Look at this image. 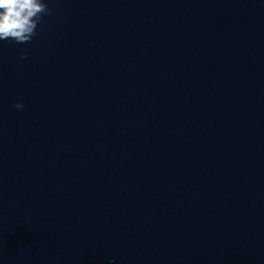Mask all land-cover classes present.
Here are the masks:
<instances>
[{
  "label": "water",
  "instance_id": "95a60500",
  "mask_svg": "<svg viewBox=\"0 0 264 264\" xmlns=\"http://www.w3.org/2000/svg\"><path fill=\"white\" fill-rule=\"evenodd\" d=\"M0 264H75L37 193L1 106Z\"/></svg>",
  "mask_w": 264,
  "mask_h": 264
},
{
  "label": "clouds",
  "instance_id": "9594fccd",
  "mask_svg": "<svg viewBox=\"0 0 264 264\" xmlns=\"http://www.w3.org/2000/svg\"><path fill=\"white\" fill-rule=\"evenodd\" d=\"M51 13L45 0H0V42H30L37 34L43 17ZM21 58L27 57L22 54ZM23 107L22 103L15 104L18 110H23Z\"/></svg>",
  "mask_w": 264,
  "mask_h": 264
}]
</instances>
